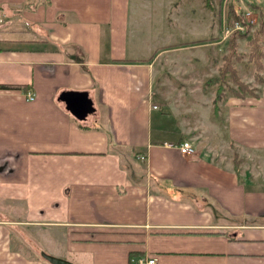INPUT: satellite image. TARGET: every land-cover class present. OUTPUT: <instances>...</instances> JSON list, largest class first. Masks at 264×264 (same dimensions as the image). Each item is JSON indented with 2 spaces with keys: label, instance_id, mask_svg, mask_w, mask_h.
I'll return each instance as SVG.
<instances>
[{
  "label": "crops",
  "instance_id": "1",
  "mask_svg": "<svg viewBox=\"0 0 264 264\" xmlns=\"http://www.w3.org/2000/svg\"><path fill=\"white\" fill-rule=\"evenodd\" d=\"M25 3L0 0V264H264V89L216 112L217 36L169 42L216 1Z\"/></svg>",
  "mask_w": 264,
  "mask_h": 264
},
{
  "label": "rangeland",
  "instance_id": "2",
  "mask_svg": "<svg viewBox=\"0 0 264 264\" xmlns=\"http://www.w3.org/2000/svg\"><path fill=\"white\" fill-rule=\"evenodd\" d=\"M215 1H216V5H217L216 19H214V21L210 22L211 26H212V23H214V29L212 27H211V29L210 28L206 29L205 28V23H204L203 25L200 26V31H198L199 34L197 33L195 35H189V34L185 33V31H184V33L186 35L183 38L181 37V35H177V36H174L173 39L170 38V40H172V41H169V42L176 41V42H179V43L183 42L185 44H188V43H191V42H198V40L207 39L208 36H217L214 39V42L217 43L215 45L216 53L213 54L215 62L209 68H206L208 70L204 72V74H209V75L217 73L216 74V77H217L219 75V70L221 69V67L224 64V57L226 56L227 53H229L228 39L231 36V34L233 33V31L231 32V34L229 32H227V31L230 30V29H233L235 25L233 27H231L230 24L228 23L227 13H228V8H229V5L231 4V2H229V0H226L224 2L223 6L221 7L220 0H215ZM232 3H234V5L237 8V10L241 12L242 17H243L244 20H246V22H247V19H248L246 13L248 11L252 13V15L249 18L250 19H255V23L251 25L252 26V30L250 31L249 35L247 37H244V38H237L236 39L237 40V44H238L237 45V52H238V54L241 57V61L234 60L233 66L237 70V72H238V74H239V76H240V78H241V80L243 82L248 83L252 88L257 89L256 90L257 92H260L262 88L264 89V84L262 85V83H260L256 79V72L257 71L255 69V65L252 62H249V54H250V51H251V46L249 45V40L252 38L254 31L259 26V21H260V16H259L260 13L259 12H260L261 8L259 6L255 7V6L251 5V4H246V3H244V4L240 3V5H238L237 1L236 2L233 1ZM220 10L222 12H220ZM220 20H223V22H224L223 30H220V24H219ZM238 23H241V22H238ZM207 24L208 23H206V25ZM235 30H237V29H235ZM177 34H178V32H177ZM260 45L262 46V49H263V52H264V36H262L261 39H260ZM190 53H191V50L185 51V54H190ZM183 57H184L183 60H184L185 64L191 65L193 63V58H192L193 55H189V56L185 55ZM188 67H191V66H188ZM192 73H194L193 77H195V76L198 77L195 74L194 70H193ZM260 75H262L264 77V69L260 72ZM204 77H205V75L204 76L203 75L200 76V78H201L200 83H202ZM228 84H230V86L234 85V84H232L231 81H229ZM218 85H219V82L217 84H213L212 86H210V85L206 86V84H205V86H202V84H199V88L197 86V89L201 90V86H202L204 88L205 94H207L209 97H213L214 93H212V91L214 89V92L216 93V89H217ZM194 86H195V84H194ZM207 87L210 88L211 93L208 92V88ZM208 96H206V97H208ZM230 96H232V95L229 94L228 97H230ZM224 101L225 100H221L219 102V106H220V104H224ZM224 132H226L223 135V136H225V139H226L225 141H226V143L228 142L227 144H229L230 137H229L228 131H226V129H225ZM222 134H223V132H222ZM217 135L220 136V133L217 134ZM55 257H57V256H55ZM59 258H61V257H59ZM71 262H73V261H71Z\"/></svg>",
  "mask_w": 264,
  "mask_h": 264
},
{
  "label": "trees",
  "instance_id": "3",
  "mask_svg": "<svg viewBox=\"0 0 264 264\" xmlns=\"http://www.w3.org/2000/svg\"><path fill=\"white\" fill-rule=\"evenodd\" d=\"M47 3L49 0H45ZM41 3V0H26L25 8H32ZM260 21L259 26L254 31L252 38L249 40V45L251 46V51L249 54V62L255 65L256 69V79L264 84V77L260 75V72L264 69V52L262 46L260 45V39L264 36V10L260 9L259 12ZM228 23L231 27L235 25L236 22H241L244 26V31L234 30L228 39L229 53L224 57V64L219 70V75L217 77L211 78L206 82V85L212 86L213 84L219 85L216 89V97L214 99V109L217 112L219 110V102L221 100H226L231 94L234 97L246 98L248 96L257 97V89L252 88L248 83L241 80L237 70L233 66L234 60L241 61V57L237 52V38L247 37L252 30V26L243 19L240 11L237 10L234 3H231L228 8ZM231 81L232 86L228 84ZM2 89L13 88L8 85H0ZM237 159V157H236Z\"/></svg>",
  "mask_w": 264,
  "mask_h": 264
},
{
  "label": "water",
  "instance_id": "4",
  "mask_svg": "<svg viewBox=\"0 0 264 264\" xmlns=\"http://www.w3.org/2000/svg\"><path fill=\"white\" fill-rule=\"evenodd\" d=\"M60 100L66 103V108L80 120H85L89 114L95 111L92 100L85 92H65ZM50 264H75L63 258L49 254L42 255Z\"/></svg>",
  "mask_w": 264,
  "mask_h": 264
},
{
  "label": "built area",
  "instance_id": "5",
  "mask_svg": "<svg viewBox=\"0 0 264 264\" xmlns=\"http://www.w3.org/2000/svg\"><path fill=\"white\" fill-rule=\"evenodd\" d=\"M247 23H249L250 25L255 23V19H250L249 17L252 15L251 12H247ZM235 29L237 30H244V26L241 23L236 22L235 26L233 29L228 30L227 32H229L231 34L232 31H234ZM27 99L29 101H32L34 99V95L32 93H28L27 95ZM179 150L182 154L184 155H193L196 152V149L194 147V145L189 142V141H185L183 142L180 146H179ZM137 264H159L158 262V258L157 257H140L134 260Z\"/></svg>",
  "mask_w": 264,
  "mask_h": 264
}]
</instances>
